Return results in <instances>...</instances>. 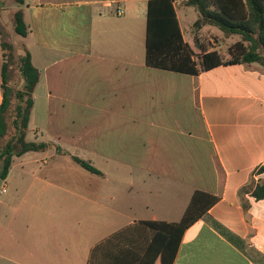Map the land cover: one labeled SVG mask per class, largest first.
I'll return each mask as SVG.
<instances>
[{
	"label": "crops",
	"instance_id": "1",
	"mask_svg": "<svg viewBox=\"0 0 264 264\" xmlns=\"http://www.w3.org/2000/svg\"><path fill=\"white\" fill-rule=\"evenodd\" d=\"M149 1L26 0L25 47L41 70L33 112L42 89L48 111L43 124L31 117L28 135L48 131L54 146L14 158L0 180V264H144L161 235L148 223H179L197 191L221 200L183 233L171 262L168 241L154 264H264V200L248 196L246 214L239 196L264 165V89L246 83L254 76L263 88L264 69L190 76L148 67ZM183 5L175 9L184 35L195 10ZM187 105L212 146L210 172L193 165L200 137L183 128ZM74 155L104 176H85L69 163ZM185 188L181 204L168 197Z\"/></svg>",
	"mask_w": 264,
	"mask_h": 264
},
{
	"label": "trees",
	"instance_id": "2",
	"mask_svg": "<svg viewBox=\"0 0 264 264\" xmlns=\"http://www.w3.org/2000/svg\"><path fill=\"white\" fill-rule=\"evenodd\" d=\"M18 10L13 15V28L17 35L26 38L31 33L25 21L26 0H14ZM197 13L193 24L195 35L205 27H215L226 38L240 36L241 40L229 49L230 59L226 60L218 51L205 50L195 37V46L202 50L196 60L194 49L184 39L176 13L174 0H150L148 3L146 33V65L148 67L199 76L221 66L260 64L264 67V0H189L186 3ZM1 49L3 65L1 69L2 103L0 105V180H5L14 162L30 152H43L54 145L47 142H29L32 113L36 103L35 93L41 81V70L32 60L31 53L15 56L14 47L5 41ZM72 160L91 174L104 176L90 161L73 156ZM221 186L224 171L219 166ZM264 174V165L258 167L251 179L239 191L243 208L248 214L251 202L264 200V180L257 177ZM221 200L206 192L197 191L179 223H148L161 232L144 264H154L163 247L170 241L169 261L175 256L176 248L183 233L201 220ZM232 241L235 237L228 234Z\"/></svg>",
	"mask_w": 264,
	"mask_h": 264
},
{
	"label": "rangeland",
	"instance_id": "3",
	"mask_svg": "<svg viewBox=\"0 0 264 264\" xmlns=\"http://www.w3.org/2000/svg\"><path fill=\"white\" fill-rule=\"evenodd\" d=\"M0 1H1L0 5H2V7L4 8L3 16L1 17V20H0V32L3 31L6 34L5 38H4L5 41H7L13 45L15 56L18 54H22V53H24V49L26 48L25 47L26 46L25 38L17 35L14 31V28H13L14 11H12L11 8H12V5H16V4H15L14 0H0ZM183 4H185V5H183L185 8L189 7L188 5H186V3H183ZM189 10L191 11L189 14V20L187 23L186 22L183 23L184 35H185L186 42L189 43L195 51L196 60H198L197 56H200L202 53V50L195 46L194 39L196 36L199 39V43L201 44V46L205 50L218 51L224 57V59H226V60L230 59L231 56L229 55V49L235 43L239 42L241 40V37L240 36H232L230 38H226L220 30H218L215 27H210V26L205 27L198 35L197 34L195 35V31L193 29V24L196 20L197 14H195V12H193L192 9H189ZM192 22H193V24H192ZM0 35H1V33H0ZM0 39L2 41L3 37L1 36ZM138 41H139V47H141L142 40L140 37H139ZM1 52H3L2 49H1ZM2 61L3 60L0 59L1 64H2ZM255 65L264 69V67L261 66L260 64H255ZM221 73L222 72H219V74H221ZM250 77H251V79H248L246 82L248 84L247 87L252 89V90H256V89L258 90L259 89L260 91H262L264 89V87L263 88L255 87V85L253 84V80H254L253 78H255V77L254 76H250ZM42 91H43V89H42ZM42 91L40 92L41 94H39V96H38L39 104L37 105L35 111L32 113V120H33V123H35V124H43L45 122V115L46 114L48 115V111L46 110V106L41 105L42 102L46 99V97H45L44 93H42ZM182 120L185 123V125L183 126L184 129L188 130V128L190 127L193 129L192 131L196 132V134H198V136L200 137V139H196L193 143V149H194V152H192L193 165L196 167H200L202 171L210 172L214 167L212 159H211L213 149H212L211 144L208 142L206 129L203 125V122L199 118L197 110H194V109L192 110V109H190L189 105H187L186 106V112H185V115L182 117ZM27 137H28L27 140L29 142H45V141L49 140L48 131L42 132V136H40L38 139L36 138V136L34 135L33 132H31ZM74 156L82 158L81 155H74ZM63 161H67L65 157L63 158ZM69 163L74 165L75 169H77L78 171L83 173L85 176H93L91 173L82 169L76 163H74V162L72 163V161ZM99 165L103 166L105 170H108V164L101 163ZM106 172H109V174H110L109 176L111 178L114 177V171L112 169L109 171H106ZM167 194H168L169 198L171 197V199L172 198H178L180 200V204H181L182 199L187 200L188 196H189L187 188H185L184 191L182 189H180L178 194L173 192V190L168 191ZM186 203L187 202L185 201L184 207L186 206ZM187 208H188V206H187ZM187 208H186V210H187ZM180 214H182L181 208H180Z\"/></svg>",
	"mask_w": 264,
	"mask_h": 264
},
{
	"label": "built area",
	"instance_id": "4",
	"mask_svg": "<svg viewBox=\"0 0 264 264\" xmlns=\"http://www.w3.org/2000/svg\"><path fill=\"white\" fill-rule=\"evenodd\" d=\"M187 2H189V0H174V5H175V7H179V6H181L183 3H187ZM116 14H117V15H121V14H123V11H122L121 9H118V10L116 11ZM3 192H6V187H4Z\"/></svg>",
	"mask_w": 264,
	"mask_h": 264
}]
</instances>
